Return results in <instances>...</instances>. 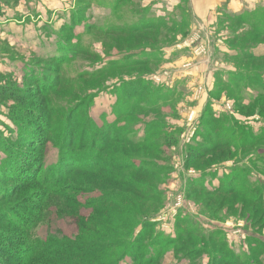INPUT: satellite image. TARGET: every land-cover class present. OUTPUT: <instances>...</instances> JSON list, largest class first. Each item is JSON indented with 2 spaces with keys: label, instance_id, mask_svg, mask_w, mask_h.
Here are the masks:
<instances>
[{
  "label": "rangeland",
  "instance_id": "1",
  "mask_svg": "<svg viewBox=\"0 0 264 264\" xmlns=\"http://www.w3.org/2000/svg\"><path fill=\"white\" fill-rule=\"evenodd\" d=\"M87 2L0 0V243L65 244L92 234L120 247L116 264H264V0L238 13L220 0L204 20L194 0H90L97 6L89 13ZM69 7L81 13L78 24ZM88 19L98 32L79 28ZM135 25L137 33L121 32ZM136 61L148 64L132 67ZM163 73L167 85L151 81ZM118 113L125 116L117 120ZM149 123L158 129L147 134V153L141 145L113 154L131 150L127 156L146 164L131 177L140 189L129 192L130 210L102 207L101 216L78 205L119 188L114 172L67 174L64 164L108 133L141 142ZM214 140L230 146L188 160ZM130 171L118 170L114 180ZM233 177L232 191L244 193L213 192ZM57 183L49 195L45 185ZM25 217L34 224L19 230Z\"/></svg>",
  "mask_w": 264,
  "mask_h": 264
},
{
  "label": "trees",
  "instance_id": "2",
  "mask_svg": "<svg viewBox=\"0 0 264 264\" xmlns=\"http://www.w3.org/2000/svg\"><path fill=\"white\" fill-rule=\"evenodd\" d=\"M75 13V17H76V23L78 24V14L80 13L79 11H74L72 16ZM81 14V13H80ZM84 22V21H83ZM83 22H80L79 25H81ZM72 23V22H71ZM88 27V26H87ZM141 27L138 25L133 26V28H129L127 29L125 32L124 30H121L122 33H128V32H134L137 33V30L140 29ZM71 30L74 29V27H70ZM86 33H90V32H98L99 31V26H89L86 29ZM116 29H111L106 31L107 34H113L115 35L114 31ZM105 33V32H104ZM118 37V36H117ZM129 58V57H128ZM249 58H252L249 57ZM248 58V59H249ZM254 58V57H253ZM252 58V59H253ZM262 58V57H259ZM255 60H259L257 58H254ZM147 61H136V63H132V67H141V66H147ZM127 67H120V69H124ZM119 69V70H120ZM143 76V75H142ZM141 76V77H142ZM141 80V78L139 79ZM145 84H148V82H145ZM129 90V94L133 95V93H136L135 89L130 88ZM120 90H116V93L118 94ZM128 92V91H125ZM127 110H123V114H126ZM123 116L120 113H118L116 115V119L119 120L121 118H123ZM128 116H132V112L128 115ZM108 127L109 129L112 131L113 128V124H109L108 123ZM158 129V125L155 123H149L146 124L143 127V131H144V137L145 139H143L141 142H136V141H132V139H127V138H122L120 136L118 137H112V135L110 133L106 134L103 139L105 140V142L96 144L95 142H92V144L89 145V147L85 148V150L83 149L82 145L78 148L79 154L77 155L78 157L76 158V160L71 161V164L65 163V169L68 170V168H70V170L68 171L67 174H69L70 171H72L73 169H76L78 171H84V172H97L99 173H103V174H108V173H112V172H118V170H131L130 172V176H126L123 177L121 180H114V173H113V185H117V189H115L113 187V189H109L106 190V192H102V193H98V197H96L95 199H92V201L87 200L85 203H80L78 205L81 206H88L94 209L98 210L99 215L102 216V211L101 208L102 207H107V208H111L112 210H118V209H122V210H130V206H132V204L130 203L128 197L130 196L129 192H131L130 190L133 189H140L139 185L132 183L133 180L131 177H133L134 175H141L143 172H146L143 168L144 165L142 162L140 163V165L136 162H134L132 159V157L127 156V154L125 152V150L121 149L122 151V157H118L119 155H114L118 148L120 146L122 147H127L128 149H131V147L133 146H141L143 145L140 149H144V154L147 153V149H149V147H152L151 145H144L146 143V139L147 138V134L154 132ZM73 133V131H72ZM129 133V132H128ZM212 146L210 148L206 147L203 149L202 153H200V148L198 147L194 152H188V160L190 159L192 163H198V160L203 159L202 154L205 153H211V152H215V150H217L218 147H229L230 143L228 141H224L223 144H219L217 143L216 140H214L212 142ZM114 145H116L117 147L115 148ZM71 146V145H70ZM119 146V147H118ZM111 150H110V149ZM203 148V147H202ZM113 149H115V152L112 153L111 151H113ZM84 150V151H83ZM119 151V150H118ZM131 150H129L128 152H130ZM105 152H107L108 156L111 159L110 160L109 157L106 158L105 156H102L103 154H105ZM127 152V153H128ZM127 157L128 159L124 158ZM130 158V159H129ZM70 160V159H69ZM70 162V161H69ZM107 162H111L114 164L115 166L114 168H111ZM146 163V162H145ZM151 164V163H149ZM62 164L60 165V169H62ZM62 170V173L64 172V170ZM65 170V171H66ZM61 173V174H62ZM58 174V173H57ZM51 175V173H50ZM63 176V175H61ZM58 180V178H57ZM131 181V182H130ZM36 183V179H34L33 181ZM26 183V182H25ZM22 184V182H21ZM57 184H55L54 186L51 185H45L46 189L48 190L47 192L49 193V195H52V193L56 194V188H57ZM237 186V180L236 177H233L232 181H228V183H226L223 187H218L215 191H213L214 193H222V195H230V194H240V193H244V192H240V189H236L235 191H232L233 188H236ZM55 189V190H54ZM121 189H123L121 191ZM129 189V190H128ZM117 190V191H116ZM65 192H68L67 189H64ZM243 191V190H241ZM126 192V193H125ZM59 195L61 194V191L58 192ZM74 203V201H71V204ZM128 204V208H125ZM106 205V206H105ZM125 206V207H124ZM104 209V208H103ZM1 211H3V209H0ZM99 219V218H97ZM25 223L23 225L18 226V228H20L19 230H21L22 227L25 228H29V226H32L34 224V219H31L30 217H25L24 218ZM108 221V220H107ZM94 223V221H93ZM86 224L84 223V225H88L90 226V230H96L97 231H101L98 227L100 225H95V224ZM110 225H113V222L110 223ZM84 231H82L83 233ZM102 232V231H101ZM87 234H85L84 236H86ZM88 235H90L88 233ZM3 235H0V239L2 240ZM101 238H94L93 235L91 234L90 236H86L84 238H75L72 241H64L65 244H63V242L59 243V242H55L54 240L52 241L51 239H47V240H36L35 239H25L24 243L22 242V245H7V244H2L0 243V260L2 259L1 256L3 257H9L11 258L14 262H12V264L19 263V264H69L70 261L76 260V259H86V261L89 263L92 262L94 260V263H98V264H116L113 262L116 251L118 250V248H120L118 245H116L115 243H113V245H111L109 248L107 246L104 245V241L107 239L106 237H102ZM123 238V237H122ZM102 239V240H101ZM6 240L9 241H14L13 237H6ZM109 240V239H108ZM123 241V240H122ZM52 243L53 245H60V250H57V247H52L53 245H48ZM75 253L79 254L80 257H76ZM0 264H3L2 262H0Z\"/></svg>",
  "mask_w": 264,
  "mask_h": 264
},
{
  "label": "crops",
  "instance_id": "3",
  "mask_svg": "<svg viewBox=\"0 0 264 264\" xmlns=\"http://www.w3.org/2000/svg\"><path fill=\"white\" fill-rule=\"evenodd\" d=\"M201 1H204V0H199L198 1V3H199V6H198V3H197V0H194V5H193V7L195 8V5H196V3H197V10H195V14H196V18H198L199 20L200 19H205V17H206V14L208 15L209 13H210V9L212 8V5L213 4H215V5H217V3L218 2H220V0L219 1H217V0H208L209 2H207V0H206V2H205V4H204V6L203 7H201ZM214 1H215V3H214ZM250 0H230V3H229V5H228V9L230 10V12H232V13H238V12H241L243 9H244V4L245 3H247V2H249ZM153 3L154 2H150V5H149V7L151 6V4L153 5ZM99 4V3H98ZM206 4H208L209 6H207ZM95 3H92V2H90V0H88V2H87V4H86V7H85V10H86V12L87 13H89V12H94V10H93V8L95 7ZM97 6V5H96ZM73 10V11H72ZM28 11V10H27ZM70 11H72V13L71 14H73V12L74 11H76V7H69V10H68V14H70ZM110 13H112V10L111 11H109ZM210 15V14H209ZM208 15V16H209ZM38 17H40V16H38ZM93 22L92 23H90L89 22V19L87 20V22H83L80 26L81 27H79V28H82V30H84V32H85V27H86V29L89 27V26H92L91 24H93V23H95V21L94 20H92ZM1 22V21H0ZM97 23V22H96ZM95 23V24H96ZM44 25H47V26H50V28H51V26H52V24L49 22L48 24H46V23H44ZM61 26H63V25H61ZM88 26V27H87ZM93 26H99V25H93ZM21 28V27H20ZM49 27H47V29H50ZM52 28H53V26H52ZM51 28V29H52ZM78 27H75V29H74V31L76 32V29H77ZM54 29V28H53ZM22 30H23V28H22ZM88 34V33H87Z\"/></svg>",
  "mask_w": 264,
  "mask_h": 264
},
{
  "label": "built area",
  "instance_id": "4",
  "mask_svg": "<svg viewBox=\"0 0 264 264\" xmlns=\"http://www.w3.org/2000/svg\"><path fill=\"white\" fill-rule=\"evenodd\" d=\"M198 40L193 38H189L184 42V46L185 47H191L194 43H196ZM203 47L200 46H196L194 48V53H197V55H199V53H201ZM167 73H163V74H157L156 76H152L151 77V81L153 83H155L156 85H160V84H168L169 82L165 79L167 77Z\"/></svg>",
  "mask_w": 264,
  "mask_h": 264
}]
</instances>
